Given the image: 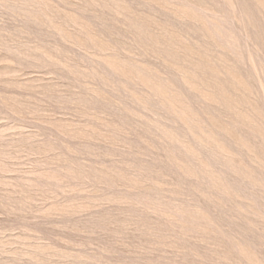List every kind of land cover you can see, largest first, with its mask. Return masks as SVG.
<instances>
[{
  "label": "rangeland",
  "instance_id": "1",
  "mask_svg": "<svg viewBox=\"0 0 264 264\" xmlns=\"http://www.w3.org/2000/svg\"><path fill=\"white\" fill-rule=\"evenodd\" d=\"M0 264H264V0H0Z\"/></svg>",
  "mask_w": 264,
  "mask_h": 264
}]
</instances>
